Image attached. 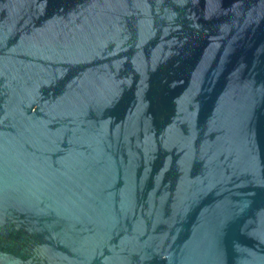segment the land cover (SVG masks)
<instances>
[{
    "label": "water",
    "instance_id": "95a60500",
    "mask_svg": "<svg viewBox=\"0 0 264 264\" xmlns=\"http://www.w3.org/2000/svg\"><path fill=\"white\" fill-rule=\"evenodd\" d=\"M0 264H264V0H0Z\"/></svg>",
    "mask_w": 264,
    "mask_h": 264
}]
</instances>
